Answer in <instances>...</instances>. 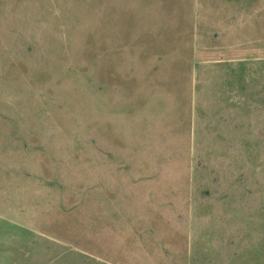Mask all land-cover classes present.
<instances>
[{"label":"rangeland","instance_id":"1","mask_svg":"<svg viewBox=\"0 0 264 264\" xmlns=\"http://www.w3.org/2000/svg\"><path fill=\"white\" fill-rule=\"evenodd\" d=\"M0 264H264V0H0Z\"/></svg>","mask_w":264,"mask_h":264}]
</instances>
